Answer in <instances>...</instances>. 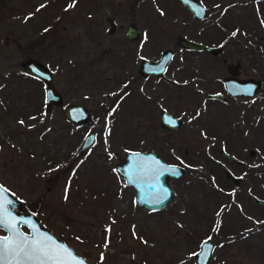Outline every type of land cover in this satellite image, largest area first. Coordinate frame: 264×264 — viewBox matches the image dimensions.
Returning a JSON list of instances; mask_svg holds the SVG:
<instances>
[{
  "label": "rangeland",
  "instance_id": "374dc122",
  "mask_svg": "<svg viewBox=\"0 0 264 264\" xmlns=\"http://www.w3.org/2000/svg\"><path fill=\"white\" fill-rule=\"evenodd\" d=\"M200 1L203 19L180 0L0 1V183L93 264H195L193 253L209 237L208 264H264V205L256 202L264 198V88L260 132L225 130V150L243 160L237 164L219 154L220 138L191 133L201 104L191 88L139 73L142 58L182 49L180 35L221 46L228 60L259 59L264 82V0ZM129 23L137 39L127 38ZM30 57L50 68L63 103L85 105L87 122L71 123L62 104L44 113L42 84L22 67ZM161 108L185 127L161 126ZM89 131L95 140L79 153ZM151 148L183 167L169 179L171 202L157 211L134 202L116 169L127 150Z\"/></svg>",
  "mask_w": 264,
  "mask_h": 264
},
{
  "label": "water",
  "instance_id": "95a60500",
  "mask_svg": "<svg viewBox=\"0 0 264 264\" xmlns=\"http://www.w3.org/2000/svg\"><path fill=\"white\" fill-rule=\"evenodd\" d=\"M1 1V0H0ZM180 2L190 11L195 19H203L207 14L206 6L200 0H180ZM109 25L107 32H112L115 27V22L112 18L108 19ZM140 30L134 23H129L126 29V36L129 40H134L139 37ZM176 43L185 49L205 50L212 54H217L222 47L216 45H207L200 41L178 35ZM172 55V48L165 49L156 59L143 58L140 63V73L144 75H160L165 70V66ZM23 70L29 76H34L41 80L44 85V113H51L54 105L62 104V113L71 123L82 124L89 120L90 111L80 102L63 103L62 96L54 84L52 72L43 62L34 57L27 58L22 63ZM240 93L243 85L236 86ZM221 97V95H218ZM159 121L161 126L166 129L174 130L179 127L181 119L169 113L165 108L160 111ZM175 121V123H170ZM95 140V132H87L79 147V153L89 147ZM225 155L229 159L239 161L234 155L225 151ZM116 169L124 177L126 184L134 189L133 200L136 204L145 207L151 211H157L166 207L172 200L174 191L170 185L169 179H174L183 174V167L175 163H169L163 160L159 153L151 148L148 150H127L122 160L116 163ZM227 176L232 174L227 171ZM5 189L6 196L13 201L10 206L12 215L17 220H29L34 224L41 233L50 235L57 243L67 246L72 249L74 254L82 259L85 264H93L82 255H79L75 249L67 244L64 239L57 237L46 226L42 225L37 217V214L32 210L24 211L22 209L21 200L17 198L7 187L0 183ZM264 194V188L262 190ZM258 203L264 205V198H258ZM25 226L28 230H24ZM19 231L25 234H31L32 229L30 224H17ZM5 233H0V237L9 235L8 231L0 228ZM207 241V244L204 242ZM213 250V242L210 239H205L200 243L199 248L195 253V264H208Z\"/></svg>",
  "mask_w": 264,
  "mask_h": 264
},
{
  "label": "flooded vegetation",
  "instance_id": "af4514ba",
  "mask_svg": "<svg viewBox=\"0 0 264 264\" xmlns=\"http://www.w3.org/2000/svg\"><path fill=\"white\" fill-rule=\"evenodd\" d=\"M202 51L207 52L208 55H200L199 52ZM222 51L223 49L218 52L219 54H212L205 50L172 49V55L165 66V70L157 76H161L168 84L175 85L178 88L192 89L194 103L196 104L199 100L201 104L194 106L193 114L189 119L192 124L191 133L194 136L200 133L201 136H210L211 139L220 138L219 154L224 158L226 157L229 161L241 164L243 161L241 158L225 150V130L229 131L232 125L235 131L239 130L244 135L260 132L261 124L258 120L261 116V91L264 88V82L262 81L261 68L258 65L259 59L251 61L246 59L228 60L227 55L226 57H219ZM177 52L180 53L179 56L181 58L177 57ZM208 62L212 64H208ZM174 63H177V65L172 66ZM30 77L40 82L44 91L43 82L34 76ZM240 84L243 85L242 92L244 93H240L236 87ZM218 95H221V97ZM177 117L181 121L179 127L174 130L185 127V120L181 116ZM211 147L209 146V148ZM225 151L234 155L239 161L229 159L225 155ZM255 152L256 149H249L250 154ZM212 160L218 166L225 165V162L215 157H212ZM230 173L232 174V172ZM226 177L233 181L234 184H239L241 181L240 176L233 174L231 177L227 176V171ZM257 200L258 198L256 199L258 203ZM22 227L24 230H28L25 226Z\"/></svg>",
  "mask_w": 264,
  "mask_h": 264
},
{
  "label": "snow or ice",
  "instance_id": "6c2138e0",
  "mask_svg": "<svg viewBox=\"0 0 264 264\" xmlns=\"http://www.w3.org/2000/svg\"><path fill=\"white\" fill-rule=\"evenodd\" d=\"M19 123L23 124L24 121ZM170 123L174 124L175 121ZM7 191L0 185V228L9 233L0 237V264H85L72 249L57 243L50 235L41 233L29 220H17L10 211L13 201L7 198ZM65 198L67 199V189ZM17 224H30L31 234L19 231ZM204 243L207 244V241ZM101 258L103 259V254Z\"/></svg>",
  "mask_w": 264,
  "mask_h": 264
}]
</instances>
